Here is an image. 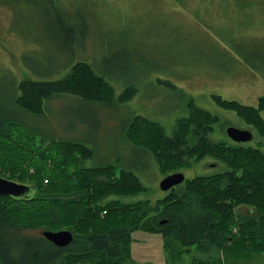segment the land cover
<instances>
[{
    "label": "rangeland",
    "instance_id": "obj_1",
    "mask_svg": "<svg viewBox=\"0 0 264 264\" xmlns=\"http://www.w3.org/2000/svg\"><path fill=\"white\" fill-rule=\"evenodd\" d=\"M76 61H85L106 73L114 98L128 95L126 87L133 83L137 86L134 94L128 102H115V106L106 105L108 108L74 95L60 94L46 104L45 114L22 112L18 121L34 131L43 128L49 135L59 136L62 131H71L91 145L85 139L88 138L94 156L86 161L87 166L119 161L121 166H130L137 172L148 188L118 165L110 171L116 181V191L123 195L140 193L134 200L125 198L137 204L117 207L120 216L132 214L130 220L123 218L120 225L128 221L135 224L137 214L148 213L160 219L166 209L178 210L183 204V194L195 186L196 177L222 175L234 170L232 163H238V149L255 159L264 154V134L236 109H225L212 98L217 94L258 106L259 98L264 95L263 78L261 82L252 74L255 66L264 69V0H0V104L9 109L14 80L41 78L35 70H29L28 65L42 66V72H53L61 65ZM66 73L42 75L55 79L63 78ZM160 80L169 81L174 87ZM190 100L217 118L207 134L209 143L202 148L205 149L203 157L196 160L202 151L197 148L196 155L189 158L190 164L165 160L158 164L159 167L152 161L144 167L143 156L135 154L134 163L131 162L134 149L124 137L127 120L132 115L143 118L136 134H145L146 144L151 145L153 142L149 139L162 133L161 128L164 134L171 136L180 120L192 119L194 109L186 108ZM259 112L264 118V109ZM198 114L205 124V116ZM229 126L250 129L254 137L248 142H235L226 132ZM32 137L19 126H11L7 134L0 133L1 175L35 182L34 167L29 163L51 143L39 136ZM187 143L195 147L198 136L190 133ZM184 149L186 152L185 145ZM73 151L80 157L79 161L84 160L85 150L77 147ZM188 155L186 152V157ZM79 161L72 170L80 169ZM239 170L235 168V173ZM176 171H183L186 180L173 189L162 190L161 179ZM41 175L38 182L42 184ZM224 178L218 176L214 181L224 183V188L229 182ZM233 180L238 182L236 178ZM47 182L44 178V184ZM237 187L220 191L227 195L220 201L228 204L230 213L227 215L225 207L222 208L220 227L224 229L226 223L233 224L234 239L229 248H214L199 242L180 245L175 259L168 256L166 261L164 233L142 223L131 230L126 244L132 259L127 257L120 264H259L264 259V250L258 243H264V235H259L257 230L255 233L254 229H261L259 223L264 225V218L258 220L257 212L252 217L245 211H255L259 207L264 210V199L256 189ZM40 190L42 200L7 205L13 212V215L7 214L9 218L41 226L40 229H26L32 234L51 229L49 225L54 226L51 230L57 228L51 219H42L33 213L45 200V186L41 185ZM231 193L239 195L236 199L229 198ZM97 201L94 200L96 206ZM5 202L6 199H0L1 206ZM92 207L93 213H100L99 218L80 209L71 216L69 226L75 229L76 237L101 231L93 224H101L109 207L101 211ZM242 221L247 223V231H242L239 225ZM94 256V261L82 260L76 264H97L100 256ZM63 260L65 263L62 258L59 264Z\"/></svg>",
    "mask_w": 264,
    "mask_h": 264
},
{
    "label": "trees",
    "instance_id": "obj_2",
    "mask_svg": "<svg viewBox=\"0 0 264 264\" xmlns=\"http://www.w3.org/2000/svg\"><path fill=\"white\" fill-rule=\"evenodd\" d=\"M71 30L72 28L68 29L70 33H72ZM39 62L42 61L39 60ZM253 65L255 66L254 63ZM28 68L29 70H35V74L40 75L41 78L13 81L9 109L0 104V133L7 134L11 126H19L27 134L33 136V139L34 136L35 138L39 136L51 144L42 153H36L32 163H29V166L34 167L35 182L8 177L34 183L37 186V191L28 200L17 199L12 196H0V199H6L5 205H0V264H59L62 258H65V263L63 260L61 264H76L82 260L94 261V254L100 256V261L97 264H120L127 257L132 259L126 244L131 230L142 223L152 230L164 233L167 258L170 256L175 259L177 246L180 245L199 242L207 243L209 247L214 248L223 247L226 249L231 246L234 239V235L231 233L233 224L229 222L224 225V229L220 227L223 222L222 208L225 207L227 215H230L227 208L228 204L220 201L227 195L225 193L221 194L220 191L226 192L227 188L237 189V185H242L243 188L248 190L249 188L256 189L257 193L264 199V154L258 155L255 159L252 155L245 156L242 152L243 149H238L236 152L238 163L236 161L232 163L234 170L222 175L210 174L196 177L194 179L195 186L183 194L181 198L183 204L178 210L166 209L160 219L157 216L150 217L148 213L144 216L137 214L136 218L138 219L135 224L128 221V223L120 225L123 218L130 220L132 214L128 213L127 216H120L117 207L124 204L129 206L137 204V201H128L125 198L132 197L131 200H134L140 193L137 195H130V193L123 195V193L116 191V181L110 171L114 165H118L143 187L148 188L137 172L130 166H121L119 161L87 166L86 161L94 156L93 146L88 138L84 137L91 145L72 135L71 131H62L63 134L59 136L56 134L49 135L44 132L43 128L34 131L18 121V116L22 112L33 115L45 114L46 104L60 94L74 95L88 103L108 108L106 105L113 104L115 106L117 102H128L135 92L134 88L137 86L134 83L129 84L126 87V90L129 91L128 95L122 94L119 98H114V90L106 73L100 72L97 67L85 61L61 65L53 72H42V66L38 65H28ZM36 68H40L39 71ZM257 70L264 75L263 68H257ZM61 71H67L63 78H45L46 75L53 73L58 75ZM43 73L46 75L43 76ZM159 82L174 87L169 81L160 80ZM212 98L225 109H236L248 123L264 134V118L259 112L264 109V96L260 97L258 106L247 105L239 100L227 99L217 94H213ZM121 107L124 108V106ZM186 108L194 109L192 119L180 120L178 127L171 136L164 134V129L161 128L162 133L159 132L157 136L155 134L153 139H149L153 142L151 145L146 144L145 134H136L138 131L137 126H139L140 120H143L140 115H132L124 124L125 140L134 149L132 155L143 156L141 162L144 167H147L151 161L159 167L158 164L165 160L190 164L192 160L189 158L196 155L197 148L202 149L208 146L209 138L207 134L213 128L212 122L217 118L212 117L210 112L203 111V108L193 100L186 103ZM103 110L109 112L113 109ZM198 113L205 116V124L202 123ZM191 127H194L193 131ZM192 132L198 136V144L195 147L187 145V138ZM68 133H70V136ZM184 145L186 152L189 153L187 157L186 152H184ZM77 147L83 151L85 150L84 160L82 161H79L80 157H76L73 151ZM204 150L202 149L196 160L203 157ZM135 155L131 160L133 163ZM77 161H79L80 169L77 168L74 171L72 167H75ZM235 168H240V170L235 173ZM40 175L42 176L40 179L43 182L42 184L38 182V176ZM78 175L82 176L83 179H79ZM218 176L225 177L224 179L229 181L228 185L223 188L224 183H216L214 180ZM44 178L48 179L45 184ZM233 178H236L238 182L234 183ZM79 182L80 186L76 187ZM41 185L45 186L47 193H43L45 200L33 210L34 214L42 217V219H51L57 224V228L70 229L75 235V229L69 225L72 224L71 216L77 214L78 209L85 214L99 218L100 213L92 212V205L100 211L108 206L109 209H107L105 219L100 222L101 224H93L94 227H100L101 231L75 236L73 243L62 247L43 236L42 232L41 234H32L26 231V229H40V225L9 218L7 214L13 215L11 209L7 207L10 203L28 204L43 199L40 195ZM238 195L231 193L229 198L236 199ZM96 199L98 200L97 206L94 203ZM245 212L252 214V217H255L254 214L257 212L259 214L258 220L264 218V210L261 207L255 211L250 209ZM22 215L31 216L26 213H22ZM147 220H156L157 222L148 223ZM239 225L242 227V231H247V223L245 224L242 221ZM259 225H261V229L255 227L254 232L256 233L257 230L260 232L259 235L263 236L264 225L262 223H259ZM49 227L52 229L54 226L49 225ZM57 228L55 230H59ZM258 246H262L261 250H264V243L262 245L258 243ZM228 258L230 259V257ZM228 258L227 261L230 262Z\"/></svg>",
    "mask_w": 264,
    "mask_h": 264
},
{
    "label": "water",
    "instance_id": "obj_3",
    "mask_svg": "<svg viewBox=\"0 0 264 264\" xmlns=\"http://www.w3.org/2000/svg\"><path fill=\"white\" fill-rule=\"evenodd\" d=\"M226 132L235 142H248L254 137V132L252 130L235 126H229L226 129ZM185 180V173L183 171H176L161 179L160 188L162 190H170L171 188L180 185ZM36 191L37 186L34 183L11 179L0 174V196H12L17 199L28 200L35 195ZM42 234L56 245L62 247L70 245L75 240V235L70 229H45L42 231ZM259 264H264V260Z\"/></svg>",
    "mask_w": 264,
    "mask_h": 264
},
{
    "label": "crops",
    "instance_id": "obj_4",
    "mask_svg": "<svg viewBox=\"0 0 264 264\" xmlns=\"http://www.w3.org/2000/svg\"><path fill=\"white\" fill-rule=\"evenodd\" d=\"M230 1H234V0H230ZM254 69H252V74L255 78L260 79V81L262 82V78H263V82H264V75H262L261 73H259V71H256L257 69L255 67H253ZM262 77V78H261ZM264 96V95H263ZM260 99V98H259ZM166 261H167V253H166Z\"/></svg>",
    "mask_w": 264,
    "mask_h": 264
},
{
    "label": "flooded vegetation",
    "instance_id": "obj_5",
    "mask_svg": "<svg viewBox=\"0 0 264 264\" xmlns=\"http://www.w3.org/2000/svg\"><path fill=\"white\" fill-rule=\"evenodd\" d=\"M176 187V186H175ZM174 188V187H173Z\"/></svg>",
    "mask_w": 264,
    "mask_h": 264
}]
</instances>
